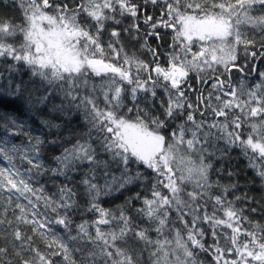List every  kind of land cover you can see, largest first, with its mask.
<instances>
[{
	"label": "snow or ice",
	"instance_id": "1",
	"mask_svg": "<svg viewBox=\"0 0 264 264\" xmlns=\"http://www.w3.org/2000/svg\"><path fill=\"white\" fill-rule=\"evenodd\" d=\"M0 7L21 16L0 15V159L8 165L0 167V193L9 194L0 264H141L145 251L150 264H204L200 252L214 264H264V226L243 227L252 223L248 210L264 212L252 206L264 199L249 195L255 180L242 184L232 167L239 149L264 189V71L255 67L264 57V0H0ZM125 16L127 27H109ZM159 28L173 33L166 67L162 45L148 42L163 40ZM122 31L142 39L150 62L125 51ZM249 57L259 81L234 85L231 73H245ZM224 175L232 179L221 183ZM45 176L57 189L51 197L34 186ZM119 197L115 211L103 206ZM78 209L95 215L94 234L87 221L72 234Z\"/></svg>",
	"mask_w": 264,
	"mask_h": 264
},
{
	"label": "trees",
	"instance_id": "2",
	"mask_svg": "<svg viewBox=\"0 0 264 264\" xmlns=\"http://www.w3.org/2000/svg\"><path fill=\"white\" fill-rule=\"evenodd\" d=\"M136 2H139V0H136ZM148 12L149 14H152L154 17H158L160 15V12L158 9H154L152 6H148ZM0 15L3 16H8L12 19H14L16 22H20L21 21V16H20V12L18 9H14V8H2L0 7ZM122 24L120 25H109V27H117L120 29H123L125 27H127L131 22H132V18L131 17H123L122 18ZM140 28H141V33L140 36H143V32L146 29V25L143 24L142 19L140 20ZM157 31H159L162 36H163V40L160 42H157L156 39L154 37L149 38V44L153 47L157 46V43H160L162 45V47L159 49L160 53H161V58H160V64L162 66H167V57L164 55V53L167 52H171L172 49L169 47V44L171 43V38L173 36V33L171 31V29H163V28H159L157 29ZM17 41H19L20 37L16 38ZM104 41L107 42L108 40V34L107 31L104 34L103 37ZM121 40L123 43V47L125 49V51L129 54H135L136 56H138L140 59H143L145 61H151L152 57L151 54L148 53L145 50H142L140 48V44L143 42L142 39H132L130 37V35L128 33H125L122 31L121 34ZM259 45H257L258 47ZM237 63L239 64H244L245 63V59L243 56L242 51L240 52L239 56H238V60ZM253 67V62H252V58L249 57L248 61H247V68L245 70V73H241L239 71L233 70V72L231 73V77H232V83L234 85L238 84L241 80H244L249 86H251L252 84L256 83L259 81V78L257 76L256 73L254 72H250L249 70ZM255 67L257 68L258 71H264V57H259L257 58V60L255 61ZM133 71H135V69H133ZM222 71V69H221ZM225 79L227 78V75H225L224 77ZM25 79H27V74H25ZM99 79V78H97ZM190 80L192 81L193 84L196 83L194 75L190 76ZM211 83V82H210ZM205 92L208 90V86L205 85L204 86ZM245 132L248 131L247 128L244 129ZM232 167L235 171H237L239 173L238 179L240 180V182L243 184L246 180H255V183L251 184L248 188V193L249 195L255 197L256 200H262L264 199V189H261L260 185H259V178L255 176L254 171L248 167V160L242 156L240 154L239 149H233L232 150ZM47 159V157H46ZM219 161L216 162V166H219ZM8 165L6 164V162H4L2 159H0V167H7ZM27 165L24 164L23 167H21V171L23 172L24 168H26ZM153 176L155 175L154 173L152 174ZM212 179L216 180L217 176L215 173L212 174ZM221 183H227L229 180H231L232 178L228 177L227 175H224L222 177L219 178ZM59 182V181H57ZM40 185L44 186L45 189V195L48 196H53V194L56 193L57 189L56 187L53 186V184L51 182L48 181L47 177H41L39 183H35L34 182V186L38 187ZM136 190H140L143 191L145 195H148L150 197V192L146 189H136ZM162 191L166 192V189L161 188ZM188 190H191V186H188ZM243 190V189H242ZM212 192L218 193L219 190L218 189H212ZM8 193H0V218H3L4 216V209L6 207H8L7 204V197H8ZM229 198H231V194H229ZM78 203L81 205V209L83 208V201L80 200V198L78 197ZM12 200L19 202L21 204L27 205V200L20 198L19 201H17V197L16 195H12ZM123 203V197H119L117 199H115L112 202H108L105 201L103 203V206L106 208H110L111 210L115 211L116 210V206L118 204ZM140 205L137 204V207H139ZM238 206H242L239 205ZM253 207H258V208H264V204L261 205H256L253 204ZM14 207V205H13ZM40 211L43 212L44 206L43 203L41 202L40 205ZM209 210H211V202H209ZM17 214H18V210ZM50 216L54 215L52 214L50 211L48 213ZM247 217L249 218V220L252 223H244L243 227L245 228H252L254 227L255 224H260L262 226H264V212L262 211H258L253 213L251 210H248L246 213ZM7 217L9 219L13 218V212H12V208H9L8 212H7ZM95 219V215L91 212H84L82 210H77L72 214V220H73V224H72V234L75 235L76 234V226L87 221L88 222V227H89V231L92 232L94 234V227L92 226V221ZM176 219V213L173 212L172 215L170 216V220H175ZM190 219V217H189ZM140 223V225L146 226L147 222L146 221H138ZM24 230L29 234L32 235L30 227L29 226H23ZM102 228H109V227H115V223L113 225H102ZM175 227L180 228L181 230L183 229V224H181L178 220H176V225ZM205 228H207V225H204ZM55 230L60 233L61 235H64V230L62 228H60L59 226H54ZM225 232L230 231L228 229L224 230ZM149 235L151 236V238L153 240L158 239L159 237L157 236V234L154 231H150ZM165 235H169L168 230H165ZM35 239V244L37 247H39L42 251H45V246L43 241L41 240V238L39 236L34 237ZM241 239H244V237L242 236ZM205 243L206 244H211L212 243V238L211 236H207L205 238ZM220 243L223 246L224 245V239L221 238L220 239ZM93 247L92 245H88V248ZM73 257L75 259H77V261H79L82 257V253L81 252H74L73 253ZM199 258L200 260H202L204 262V264H214V261H212L211 257L208 256L206 253L200 252L199 253ZM59 259V258H57ZM169 259L174 260V257H169ZM140 261L141 264H150V260H149V252L145 251L141 256H140ZM96 264H104L103 259L97 258L96 260Z\"/></svg>",
	"mask_w": 264,
	"mask_h": 264
}]
</instances>
